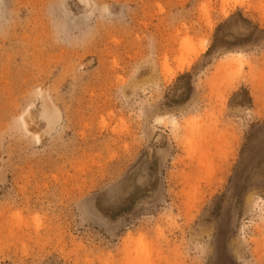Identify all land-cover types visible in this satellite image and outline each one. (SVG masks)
<instances>
[{"label": "rangeland", "instance_id": "374dc122", "mask_svg": "<svg viewBox=\"0 0 264 264\" xmlns=\"http://www.w3.org/2000/svg\"><path fill=\"white\" fill-rule=\"evenodd\" d=\"M0 264H264V0H0Z\"/></svg>", "mask_w": 264, "mask_h": 264}]
</instances>
